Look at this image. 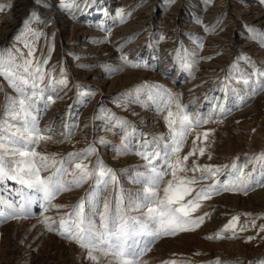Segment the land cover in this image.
Masks as SVG:
<instances>
[{
    "label": "rangeland",
    "instance_id": "374dc122",
    "mask_svg": "<svg viewBox=\"0 0 264 264\" xmlns=\"http://www.w3.org/2000/svg\"><path fill=\"white\" fill-rule=\"evenodd\" d=\"M222 4L231 7L214 16ZM0 6V50L18 48L26 54L24 43L30 42L35 58L47 60L41 65L45 82L40 87L51 86L37 97L35 114L37 127L51 139L34 147L58 161L91 148L83 162L91 167L99 159L116 174L118 183L103 190L104 199L113 191L143 190L134 181L148 165L137 153L171 145L166 117L171 111L178 120L177 105L188 116L208 121L187 132L178 156L197 151L184 166L220 169L214 177L203 173L209 179L194 185L197 190L228 182L231 170L226 166L264 154V18L253 19L264 15V0H0ZM243 11L248 14L241 18ZM169 23L181 26L170 28ZM70 37L75 43L63 54V38ZM234 69L256 75L244 85L226 78ZM60 79L66 86L56 83ZM5 93L14 95L0 78V101ZM218 103L231 110L221 113ZM204 132L209 133L206 139ZM164 170L166 182L171 170ZM251 170L249 164L245 171ZM186 175L199 178L202 173ZM19 187L5 181L0 194L18 199L14 192ZM91 187L89 181L62 192L47 207L38 199L28 216L0 221V264H94L86 249L59 234L61 218ZM200 205L192 216H204L203 222L158 239L142 258L145 264L264 261V187L219 191ZM234 216H239L235 235L224 231ZM218 234L223 238H208ZM100 264L107 262L101 259Z\"/></svg>",
    "mask_w": 264,
    "mask_h": 264
},
{
    "label": "snow or ice",
    "instance_id": "6c2138e0",
    "mask_svg": "<svg viewBox=\"0 0 264 264\" xmlns=\"http://www.w3.org/2000/svg\"><path fill=\"white\" fill-rule=\"evenodd\" d=\"M2 10L3 6H0V11ZM32 35L37 34L33 32ZM261 46H264V41ZM24 47L28 49L26 54L18 48L0 50V78H3L14 93H5L0 101V186L8 180L20 186L14 192L18 199L9 200L0 194V221L24 218L30 214L32 204L38 199L43 200L41 207H47L60 193L91 181L93 187L89 192L66 213V218H61L59 234L86 249L87 258L94 264H100L101 259L106 260L107 264H145L142 258L158 239L193 230L203 222L204 216H192L200 208L201 200L210 199L213 193L218 194L219 191L246 193L255 187H264V154H259L247 158L245 162H233L226 166L231 170L228 173L231 177L228 182H213L207 188L197 190L194 185L209 179L203 173L214 177L220 169L210 166L188 169L184 166L189 156L195 155L197 151L194 148L182 159L178 156L187 132L208 121L188 116L177 105L178 120L173 119L171 111L166 117L172 134L171 145L137 153L148 165L141 177L134 181L143 190L136 193L113 191L108 199H104L103 190L110 183L114 188L118 183L116 174L99 159L91 167L83 162L92 153L91 148L84 154H69L68 159L62 158L58 161L55 156L39 153L34 147L39 141L51 139L46 134L47 130L42 133L37 127L38 116L35 114L37 97L44 96L51 82L44 88L40 87L45 82L41 65L46 64L47 60L40 61L35 58L32 43L25 42ZM124 60L128 63L126 57ZM61 75L63 76V72ZM251 75L256 73L244 74L234 69L233 75L226 78L248 85ZM56 83L66 86L67 81L60 79ZM46 99L53 101L52 96H47ZM216 108L221 113L231 110L223 103H218ZM208 135V132L203 133L205 139ZM195 142L194 140L193 143ZM198 151L203 155L205 149L201 147ZM161 161L163 166L158 167ZM249 164L252 165V170L245 171ZM66 165H71L72 170L69 171ZM164 169L171 170V178L166 182L164 177L169 173ZM188 171H200L202 175L199 178H190L186 175ZM43 172L49 174L42 175ZM65 174L70 179H64ZM162 184L164 186L161 195ZM144 209L146 211H142ZM136 212L141 214L134 215ZM238 220L239 216L232 217L224 226V231L232 230L235 235ZM48 230L52 229L49 227ZM244 230V227L240 228V231ZM260 230L264 231V227ZM208 238L223 237L218 234ZM214 264L221 262L216 261ZM258 264H264V261Z\"/></svg>",
    "mask_w": 264,
    "mask_h": 264
},
{
    "label": "bare ground",
    "instance_id": "6f19581e",
    "mask_svg": "<svg viewBox=\"0 0 264 264\" xmlns=\"http://www.w3.org/2000/svg\"><path fill=\"white\" fill-rule=\"evenodd\" d=\"M141 1V0H140ZM227 1V0H226ZM131 3V2H130ZM129 3V4H130ZM134 3H135V1H134ZM225 3V2H224ZM218 4H220L219 2H218ZM229 6H230V4H227V5H219L214 11H213V15L215 16V15H219V14H221V13H223L224 12V10L228 7L229 8ZM231 7V6H230ZM147 8V7H146ZM99 10V9H98ZM140 11V10H139ZM146 12V11H145ZM89 13V12H88ZM251 13H253V12H251ZM15 14V13H14ZM173 14V13H172ZM246 14H248L247 13V11H243V12H241V14H239L240 16H241V18H244L245 17V15ZM103 15V14H102ZM173 16H175L174 14H173ZM239 16V17H240ZM262 18H264V15L263 14H260V15H254V17H253V19H262ZM264 20V19H263ZM241 21V20H240ZM170 28H176V27H179V26H181V25H178V26H175V24H170L169 23V25H168ZM134 27V26H133ZM136 27H138V26H136ZM135 29V28H134ZM169 29V28H168ZM181 30V29H180ZM232 30V29H231ZM124 32V31H123ZM232 32H230V34H231ZM83 35V34H82ZM71 38V37H70ZM70 38H68V39H64L63 38V44H64V50H63V54H67L69 51H70V48H72L73 46H72V44H74L75 42H73L72 41V38L70 39ZM78 42V41H77ZM71 44V45H70ZM84 44V43H83ZM245 46L246 47H250V44H245ZM76 49V48H75ZM85 51H87V50H84V49H82L80 52H85ZM83 61H95V60H90V59H84ZM197 82V81H196ZM92 84V83H91ZM195 84V83H194ZM97 85V84H96ZM192 85V84H191ZM136 187V186H135ZM130 189H134L132 186L130 187ZM129 189V190H130ZM31 222V221H30ZM154 249H155V247H154Z\"/></svg>",
    "mask_w": 264,
    "mask_h": 264
}]
</instances>
